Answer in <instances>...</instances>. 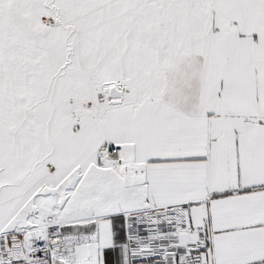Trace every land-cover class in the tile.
Returning a JSON list of instances; mask_svg holds the SVG:
<instances>
[{
	"label": "snow or ice",
	"instance_id": "obj_1",
	"mask_svg": "<svg viewBox=\"0 0 264 264\" xmlns=\"http://www.w3.org/2000/svg\"><path fill=\"white\" fill-rule=\"evenodd\" d=\"M0 264H264V0H0Z\"/></svg>",
	"mask_w": 264,
	"mask_h": 264
}]
</instances>
